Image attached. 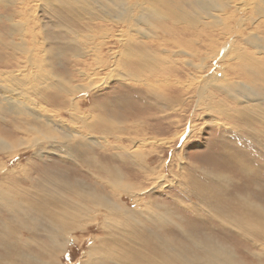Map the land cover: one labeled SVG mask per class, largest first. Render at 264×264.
Instances as JSON below:
<instances>
[{"label":"rangeland","instance_id":"rangeland-1","mask_svg":"<svg viewBox=\"0 0 264 264\" xmlns=\"http://www.w3.org/2000/svg\"><path fill=\"white\" fill-rule=\"evenodd\" d=\"M4 1L7 4L9 0ZM96 1L97 4L93 0L94 4L89 5V11H77L75 13H71L66 7L59 5V0H43L42 2V4L45 2L52 4L53 2V4L49 6L52 10V14L47 16L40 13V20L44 21L41 22V24H44V27L52 40L50 44L53 45L50 46V48L55 52L59 50L63 56V59H54V67L56 69L60 68L63 72L61 75L58 74L60 75L58 77H60L61 81H64L69 89L77 86L78 83L73 79L75 75V72L73 71V63L69 65L67 61L69 59L73 60V53L81 55L80 57L86 53L81 44H73L72 40L75 39V37L71 36L70 32L73 31V34H81L79 31L83 21L87 23L93 22L92 16L94 15L98 18L105 17L108 23H114L115 13L116 10H118L116 4L121 0ZM35 2V5L31 4V2L26 5L28 10L27 14L23 17L25 20L27 19L29 12L33 13L36 7L39 6V1L37 2V0H35ZM172 2L175 4L177 3L180 7L186 9V11H190L189 3H196V0H172ZM2 7L3 5L0 6V13L4 12ZM158 10L167 17L168 21H170L167 22V24L178 28L188 29V27H183L184 24L173 23L170 20L174 19L175 16L167 6L160 4L158 5ZM6 11L9 12L10 7H8V10ZM146 27L147 26L142 27L143 30L146 29V32L141 31V33L136 34V30H133L131 34L139 36L132 40L133 49L138 51L139 55H142L140 53H143V50L147 51V54L144 52L146 55L144 56L147 57V55H149L147 58L150 59V63L147 65L150 64V66H153L157 71L152 74V81L149 82L161 79L160 71L163 68H180V71H184L183 74H176V77L173 78L179 79L183 84L186 83L188 77L192 76V74L194 76H199L196 69L192 68L191 58L184 51H178L177 49L169 50V48L166 49L164 44L158 49L155 45L147 44V42H151L150 39L152 40L154 37L158 38L160 42H163L161 37L164 35L162 33L157 35L150 30L148 31ZM39 28L37 30H39ZM218 28L222 31V34L224 27L218 26ZM240 28L241 32H238L236 41L234 33L222 48L228 47V45L231 44L230 41H233L236 47L235 57H242V53H247L250 58L252 57L251 59L254 62L255 68H252V71L254 70V72L251 71L250 74L252 79L251 84L258 86V84L263 83V79L260 75L256 74V71L258 68L260 69V67H263L264 70V63L261 62L260 58L261 53L264 55V28L263 25H259L255 21L252 23L247 22ZM105 30L112 32L115 30V25L102 26V23H100V31ZM190 32L189 29V35L191 36ZM20 33L21 31L19 28L12 23H9L7 19L0 17V41L3 44L21 37ZM221 34L219 32L218 37L214 34L211 39L217 40ZM99 35L100 32L97 36ZM27 38L29 39V37ZM190 39L193 43V49H197V45L194 43L195 38L192 39L190 37ZM139 40H142L147 48L142 47ZM223 41L224 39L215 46H219ZM6 56L5 50L0 49V76L2 72L7 71L8 69L2 64V62L6 60ZM158 56H160V58H158ZM211 63L210 59L207 58H201L197 61V64L203 68L201 74H205V72L213 73L215 67H212ZM43 68L44 73L47 69L46 62ZM216 71L218 72L220 69L215 70L214 72ZM239 71L240 70L237 69L230 77L232 81L238 80L239 83H243ZM219 74H217V78H219ZM169 76L170 75L166 72L163 74L162 78L165 79ZM43 80L45 79L43 78ZM126 84H123V81L121 80L114 79L110 80L106 85H100L96 90H89L90 92L87 91L84 93L76 91V100H85L84 102L79 103V108L81 109L79 111L84 115L88 112L90 115L99 116L102 119L107 117L108 120H115L117 117L123 120V118H127L129 115L131 120H142L146 126H150L152 134L149 137H153V139L156 140L153 143L155 146H147L145 149H140L139 147L138 149L141 151H138V154L141 155V160H145L150 167H154V169L156 168L155 177L147 178L146 175L144 176L142 173L143 170L139 166L137 167L135 163H132L131 158L128 157L127 154L123 153L124 151L129 150L132 152L136 148L131 142V136L133 134L131 135V132H125L126 134L115 132V138H109L110 140L106 137H101L99 135L101 126H96L98 119L96 122L92 123L94 128L85 129L83 140L88 142L87 145H85V149L71 143L69 147H66L65 145H57L54 150L52 147L46 145L40 149L38 148L39 145L33 148L20 146V137L15 133L17 129L14 125L8 121L6 123L2 120L0 121V138L7 141V146L9 147L8 152H11L12 155L8 156L5 153H0V167L5 164V172L17 174V170H19L17 165L19 166L20 164L25 167L27 160L31 161L29 165L30 170L27 172L28 179H24V177L19 175L21 180L9 177L4 181L3 184L6 185L10 192L19 193V187H24L25 185L29 186L32 183V187L36 189V193L39 197H43V194H45L52 195L58 203L63 199L69 202H74L78 194L74 189H68V183L74 182L75 184L77 183L75 181H78L81 183L84 182L87 185L92 183L95 186L93 183L95 178L92 174L95 172L94 169L96 164H101L106 169L110 168L117 170L123 176L122 179L125 181L124 183L126 185L129 183L131 186V188L127 190L126 188L120 189L115 187V196L110 195V189H106V183L105 187L102 186L103 188L99 185L95 186L100 190H104L106 196L114 198L115 204H119L118 211L115 214V224L109 226V231L105 230L106 227H103V219H105L104 215H106V212L100 211L97 214L92 212V214L90 213L89 220L86 222H84L86 220L85 218L81 220V222H84L81 225V227H83L82 230L75 231L74 228L70 229V241L66 244L68 246L61 245L56 249L53 245H47L48 240H46L39 228L42 221L36 217L38 211L26 209L27 218L28 216L31 217V219L28 218V222L33 221L35 234H40L36 235L37 240L30 247L32 250V256L34 257L31 264H51L57 263L58 260L62 264H82L83 261H86L88 258L85 252H87L92 243L106 240L108 235L109 237H113L114 240L116 238L120 243L121 239L118 238L117 235L121 237L126 231L133 234L132 231L126 228L128 225L127 221H130L132 224L137 221L146 229L149 227L148 230L150 232L155 235L158 233L163 240L170 241L173 247L191 249L195 240L203 238V241L209 243V248H211L210 244H214V250L222 251L221 249H223L226 255H234L233 262L235 264H264V245L261 244L262 241L253 238L252 240L243 232H237L241 230L236 228L233 224L231 225L229 218L225 217L228 216L227 210L223 209L225 214H219L221 210H219L218 214L209 211V203L211 200L216 207L218 205L216 202L219 200L224 204L225 208H228L229 210L233 209V211L236 209V211H238V201L247 200L246 194L250 192L249 190L254 192V195L260 198L259 202L261 203L262 200V204L264 205V149L259 144L260 140H264V115L261 114L260 118L259 115H255L257 112H261L260 110L264 111V102L261 100L262 103L259 101V104H257V102H251L252 99L247 93H235L237 97L234 98L233 94L232 98H228L223 90L212 88L215 92V97L212 100L213 102L216 101V104L221 105L223 109L227 110V116L230 117L227 120L226 115H212L209 111H206L203 105L197 103L196 94L192 89L191 91L189 90V93L183 95V103L176 105L173 111H167L164 109L166 103L164 104V102L153 99L145 88H143V85L133 83ZM247 87L253 86L247 85ZM18 96L21 100L34 105H36L34 100H38L39 107L37 109L42 110L41 112L47 116H53V110L62 109L60 106L62 98L56 90H45L28 94V96ZM190 96H192V98ZM243 109L247 113L246 115H249L251 118L250 124L252 127L250 129L246 128L245 125L247 122L245 120L239 122V115L233 113L235 112L234 110L240 112ZM3 113L6 115L7 120H12V122L16 124L13 121L12 115L6 114L5 112ZM67 116L68 115L64 110H61L58 114V117L62 119L61 121L67 120ZM156 125L158 128L155 127ZM235 127L238 128L235 129ZM74 128L80 130L79 126H74ZM180 132H183L184 134L182 133L183 137L181 136L177 141L174 134ZM162 138V142H170L171 144H160L162 142L159 140H162ZM177 154L178 157H182L181 160H177ZM232 154L233 156H231ZM159 161L164 164L160 166ZM180 167H184L182 172L183 176L181 177L178 175L180 171H182H179ZM197 167L200 168L197 169ZM247 167L253 169L257 176L250 177L249 179V177H246L247 173L242 175L243 170L248 172ZM206 169L229 175L230 177L227 178V180L230 181L231 184H226L227 187H225L226 185H222L220 181L218 183L217 178L214 177L213 179V176L209 175L207 177V175L202 174L211 173L210 171L207 172ZM148 172L149 170H146L145 174ZM156 177L160 180L156 179ZM184 177L192 179L191 186L184 182H180L181 180H184ZM203 178L204 180L207 179V183L202 180ZM148 179L153 180L150 182ZM155 179L159 182L155 181ZM258 183L259 186H257ZM204 185L208 186L211 191L209 189L204 190ZM224 188L226 190H224ZM137 195L140 196L137 197ZM4 197L5 195H0V202L5 203ZM203 206L204 210L202 209ZM15 207L17 222L21 211L26 207L24 204H21V207ZM72 207L73 206L70 203L69 208L64 212L63 219L68 218V216L72 214ZM167 212L172 213V215L175 214V217H166L165 215ZM175 221L181 222L179 226H183L184 231L192 233L191 241L184 239V236L180 234L182 233V228L180 229L179 227H176L174 225L176 224ZM224 221L227 224H224ZM16 222L13 229L17 234L19 231V241L21 242L28 238V234L24 227L19 223L16 224ZM67 222L70 224L69 219ZM3 223H6V213L0 208V225ZM160 223H164V225ZM61 224L65 228L69 227L64 220ZM123 224H125V226ZM57 227H59V223ZM178 228L180 231H178ZM131 229L134 230L135 226ZM139 234L140 233L137 235L139 236ZM125 237L127 238V241L132 239L130 236ZM140 237L141 242L148 243L147 245L143 244V248L152 251V248H154L155 245H149L150 241L146 236L141 235ZM65 238H68V236ZM119 246H121V244ZM52 253H54L52 258L54 261L50 258V254ZM198 255L201 258H205L203 252L201 253L199 251ZM11 259H13L11 264H23V261L19 257L14 258V256H11ZM211 260L213 261V258H211ZM7 263H10V261L6 259L0 262V264ZM108 263L110 264V261H108ZM142 263L146 264L147 261L142 260Z\"/></svg>","mask_w":264,"mask_h":264},{"label":"bare ground","instance_id":"bare-ground-1","mask_svg":"<svg viewBox=\"0 0 264 264\" xmlns=\"http://www.w3.org/2000/svg\"><path fill=\"white\" fill-rule=\"evenodd\" d=\"M38 1L39 6L36 7L33 13L29 12L27 19L25 20L23 17L27 14L28 10L26 5L30 2L35 5V0H9L7 4L4 0H0V6L3 5L2 9L4 11L0 13V17L7 19L9 23H12L21 31V37L15 38V40H11L6 44H3L0 41V49H4L7 55L6 60H4L2 64L8 68L7 71L2 72L0 76V121L2 120L5 123L8 121L14 125L17 129L15 133L20 137V146L33 148L39 145L38 148L40 149L46 145L52 147L54 150L57 145H65L66 147H69V145L73 143L74 145L85 149V145L88 143L86 140H83L85 129L94 128L92 123L96 122L98 119L96 126H101L99 132L101 137H106L108 139L115 138V132H131V135L133 134L131 136V142L136 148L132 152L129 150L124 151L123 153L127 154V156L131 158V162L135 163L137 167L139 166L143 170L142 173L144 176L146 175L148 178L155 175L156 168L154 169V167H150L145 160H141V155L138 154V151H141L140 149L142 148L145 149L147 146H155L153 143L156 140L153 139V137H149L152 134L150 126H146L142 120H131L129 115L127 118L124 116L126 120L125 118L121 120L119 117L115 118V120H108L107 117L102 119L99 116L90 115V113L86 111H84L86 112V115H84L79 111L81 110L79 108V103L84 102L85 100H76V91L85 93L89 90H96L100 85H106L110 80L117 79L123 81V84L133 83L143 85V88H145L153 99L164 102V104L166 103V106L164 107L165 110L173 111L176 105L183 103V95L189 93V90L191 91L192 89L196 94L197 103L203 105L206 111H209L212 115H226L227 120L230 118L227 116V110L223 109L221 105L216 104V101L213 102L212 100L215 97V92L212 88L223 90L228 98H232L233 94L234 98L237 97L235 93H247L252 99L251 102H257V104H259L258 102L260 100L264 102L263 67H260V69L258 68L256 71V74L260 75L263 79V83L258 84V86L251 84L252 79L250 74L252 68H255L254 62L251 59L252 57L250 58L247 53H242V57H235L236 47L233 41H230L231 44L228 45V47L222 48L234 33L236 41L238 32H241L240 27L247 22L252 23L255 21L259 25H263L264 28V0H196V3H189L190 11L187 10L188 12L177 3L175 4L172 2V0H121L116 4L118 10H116L115 13L114 23H108L105 17L98 18L94 15L92 16L93 22L87 23L83 21L79 31L81 34H73V31L70 32V35L75 37V39L72 40L73 44H81L86 51L82 57H80L81 55L73 53V60L66 58L69 59L67 61L69 65L73 63V71L75 72L73 79L78 83L77 86L71 87L70 89L64 81H61L60 77H58L63 74V72L60 68L56 69L54 67V59H63V56L59 50L56 49L57 52H55L50 48V46L53 45L50 44L52 40L50 39L44 24H41V22L44 21L40 20V13L47 16L52 14V10L49 6L52 5L53 2L52 4L46 2L42 4L43 0H37V2ZM94 1L97 4V1ZM58 4L62 5V7H66L69 12L75 13L77 11H89V5H93L94 3L93 0H59ZM160 4L167 6L171 10L172 14L175 16L174 19H170L173 23L184 24L183 27H188V29L178 28L167 24V22L170 21H168L167 17L158 10V5ZM8 7H10L9 12L6 11L8 10ZM100 23H102V26L115 25V30L112 32L108 30L100 31ZM143 26H147L146 28L148 31L150 30L157 35L159 33L164 35L161 37L163 42H160L158 38L154 37L152 40L150 39L151 42H147V44L155 45L157 49L164 44L166 49L169 48V50L177 49L178 51H184L191 58L192 68L196 69L199 76H194L192 74V76L188 77L186 83L183 84L179 79L173 78L176 77V74H183L184 71H180V68H163L160 71L161 79L149 82L152 81V74L157 71L153 66L151 67L150 64L147 65L150 63V59L147 58L149 55L145 57L146 55L144 54V52L147 54V51L143 50L144 52L140 53L142 55H139V52L133 49L132 40L139 36L131 34L133 30H136V34L141 33V31L146 32V29H142ZM218 26L224 27L222 34V31ZM38 28L39 30H37ZM189 29L191 31V36L189 35ZM99 32L100 35L97 36ZM219 32L221 34L220 37L217 40H212L211 38H213L214 34L217 37L219 36ZM27 37H29V39ZM190 37L192 39L195 38L194 43L197 45V49H193V43ZM223 39L224 41L219 46H215ZM139 42L142 47L147 48L142 40H139ZM260 55L261 62L264 63V55L262 53ZM158 58H160V56H158ZM201 58L210 59L212 67H215V70L220 69V71L214 72L215 70H213V73L205 72V74H201L203 68L197 64V61ZM45 62L47 69L46 72L43 73ZM237 69L240 70V78L243 80V83H239L238 80L232 81L230 77ZM166 72L170 76L164 79L162 76ZM252 72H254V70ZM217 74L220 75L219 78H217ZM43 78L45 80H43ZM247 85L253 87H247ZM45 90H56L62 98V101L60 102L62 109L53 110V116H47L41 112L42 110L37 109L39 107L38 100H34L36 102V105H34L21 100L18 96H28V94ZM190 97L192 98V96ZM261 101L260 103H262ZM1 110L6 114L12 115L13 121L16 124H14L12 120H7L6 115ZM61 110H64L68 115V119L63 120L65 122L61 121L62 119L58 117ZM234 111V114L236 113V115H239V122L245 120L247 122L245 125L246 128L250 129L252 127L250 124L251 118L249 115H246L247 113L245 110L243 109L240 112H237V110ZM260 111L261 112L255 114L259 115V118L261 114L264 115V111ZM74 126H79L80 130L75 129ZM155 127H157V125ZM237 128L238 127H235V129ZM182 133L183 132L174 134L177 141L184 134ZM159 141L162 142L163 138ZM160 144L169 145L171 143L162 142ZM181 144L183 145L182 142ZM259 144L264 149V140H260ZM139 147L140 149H138ZM8 151L9 147L7 146V141L0 138V153L12 156L11 152ZM231 156H233V154ZM176 158L177 160H181L182 157H178L177 154ZM30 163L31 161L27 160L25 167L20 164L19 166L17 165L19 168L17 174L5 172V164L0 167V195H5V203L0 202V208L6 213V223L0 225V262L6 259L10 261V263L7 264H11L13 261L11 256H14V258L19 257L23 261V264H31V261L34 258L30 247L36 242V235L40 234H35L34 222H28V218L31 219V217L28 216L27 218L26 209L38 211L39 216L36 215V217L42 221L39 228L41 229L43 236L48 240L47 245H53L55 246V249L59 248L61 245L68 246L66 244L70 241V229L74 228L75 231L82 230L83 227H81V225L89 220L90 213L92 214V212H94V214H97L100 211L106 212V215H104L105 219H103V227H106L105 230H108L109 226L115 224V214L118 211L119 204H115L114 198L106 196L104 190H100L95 186L99 185L105 187L106 183V189H110L111 196H115V187L120 189L126 188V190L131 188L129 183L128 185L124 183L125 181H123V176L120 172L115 169H106L103 165L96 164L94 169L95 172L92 174L96 181L94 180L93 182L90 180L95 186L92 183L87 185L84 182L83 184L78 181H75L77 182L75 184L74 182L68 183V189H74L78 196L74 202H69L63 199L58 203L52 195L43 194V197H39L36 193V189L32 187V183L29 186L25 185L24 187H19V193L10 192L6 185L3 184L9 177L21 180L19 175L24 177V179H28L27 172L30 170ZM163 164L164 163H160V166ZM198 168L200 167H197V169ZM247 168L248 172L243 170L242 175L247 173L246 177H249V179L250 177L257 176L253 169L250 167ZM146 170H149L147 174H145ZM183 170L184 167L179 168V177L183 176ZM206 170L211 173L202 174L207 175V177L209 175L213 176V179L214 177L217 178L218 183L220 181L222 185L231 184L230 181L227 180V178L230 177L229 175L214 172L213 170L212 172L209 169ZM157 177L156 179L160 180ZM156 179L155 181L159 182ZM148 180L151 182L153 179ZM202 180H204V178ZM206 180H204V182L207 183ZM180 182H184L191 186L192 179L184 177V180H181ZM227 185L225 187H227ZM257 186H259V183ZM208 189V186L204 185V190ZM224 190L226 189L224 188ZM249 191L250 192L246 194V199L248 201H238V211H236V209L233 211L232 208V210L225 208L224 204L219 200L216 202V204L218 203L217 207L211 200L209 203L211 210L209 207L208 208L209 211L217 214L219 210H221L219 214L224 213L223 209L227 210L228 216L225 217L229 218L231 225L233 224L236 228L241 230L237 232H243L251 239L260 240L262 241L261 244L264 245V205L262 204V200L261 203L259 202L260 198L255 196L254 192L251 190ZM138 196L140 195H137V197ZM70 203L73 206L72 214L69 215L68 218L63 219L64 212L67 211ZM21 204H24L26 208H23V211H21L16 222L17 213L15 212V206L21 207ZM202 209L204 210V206ZM174 215L167 212L165 216L168 218H174ZM84 218L86 220L81 222ZM68 219L70 220V224L67 222ZM63 220L67 223L66 225H69L68 228H65L61 224ZM15 222L24 227L28 234L26 240L19 241V231L17 230V234L13 229ZM175 222L176 224H173L183 230V226H179L181 222ZM58 223L59 227H57ZM127 223L128 225L126 228L132 231L133 234L126 231L121 237L117 235V237L121 239L120 243L116 238L114 240V238L109 237V235L106 240L92 243L87 252H85L88 258L86 261H83L82 264H109L108 261H110V264H143L142 260L147 261L146 264H235L233 262L234 255H226L223 249H221L222 251L214 250V244H210L211 248H209V243L203 241V238L195 240L191 249L173 247L170 241L163 240L158 233L155 235L150 232L148 230L149 227L146 229L137 221H135L134 224L130 221H127ZM160 224L164 225V223ZM224 224L227 223L224 221ZM123 225L125 226V224ZM134 226L135 229H131L134 228ZM179 228L178 231H180ZM182 230V233L180 234L184 236V239L191 241L192 233ZM138 233L149 239V245H155V247L152 248V251L143 248V244L147 245L148 243L141 242V235L139 234L138 236ZM67 236L68 238H65ZM125 236H130L132 239L127 241ZM120 244L121 246H119ZM199 251L201 253L203 252L205 258H201L198 255ZM53 255L54 253L50 254L51 260ZM211 258H213V261ZM51 264L62 263L58 260L57 263Z\"/></svg>","mask_w":264,"mask_h":264}]
</instances>
